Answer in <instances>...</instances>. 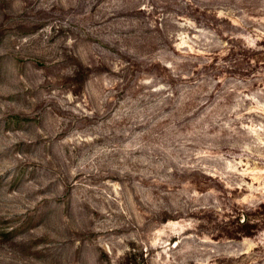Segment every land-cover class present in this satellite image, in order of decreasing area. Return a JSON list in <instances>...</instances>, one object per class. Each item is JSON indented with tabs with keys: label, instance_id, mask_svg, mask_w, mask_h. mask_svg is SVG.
<instances>
[{
	"label": "rangeland",
	"instance_id": "obj_1",
	"mask_svg": "<svg viewBox=\"0 0 264 264\" xmlns=\"http://www.w3.org/2000/svg\"><path fill=\"white\" fill-rule=\"evenodd\" d=\"M0 264H264V0H0Z\"/></svg>",
	"mask_w": 264,
	"mask_h": 264
}]
</instances>
